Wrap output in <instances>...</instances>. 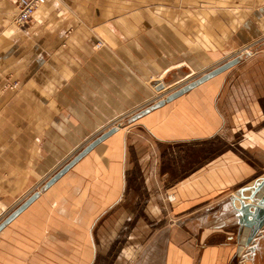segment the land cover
<instances>
[{
  "label": "crops",
  "instance_id": "0c3cea01",
  "mask_svg": "<svg viewBox=\"0 0 264 264\" xmlns=\"http://www.w3.org/2000/svg\"><path fill=\"white\" fill-rule=\"evenodd\" d=\"M15 16L13 0H0V214L20 187L125 123L0 230V264L90 263L92 228L124 196L137 131L156 146L222 144L168 186L172 262L183 246L188 263L222 262L223 245L213 255L207 239L230 231L236 212L245 216L264 177V154L244 158L264 135V45L240 53L264 35V0H46L29 21ZM233 57L231 67L128 121Z\"/></svg>",
  "mask_w": 264,
  "mask_h": 264
},
{
  "label": "rangeland",
  "instance_id": "374dc122",
  "mask_svg": "<svg viewBox=\"0 0 264 264\" xmlns=\"http://www.w3.org/2000/svg\"><path fill=\"white\" fill-rule=\"evenodd\" d=\"M263 36L259 37L261 38L259 43H256V40L253 41L243 47L240 53L246 57L253 56L254 49L264 45ZM103 43L99 40V44L95 43V45L102 46ZM245 50L251 55L245 54ZM124 123V119H121L111 124H120V127H123ZM86 144L84 143L79 149L69 154L48 175L45 173L32 183H26L20 187L21 189L16 193H19L20 197L7 205V208L0 214V221L30 194L35 191L43 192L41 188L45 181ZM128 144L125 193L115 209L101 215L92 228L95 255L88 264H198L197 258L194 263L187 262V246L182 247L181 251L184 253L179 257L178 262H172L170 229L173 201L168 186L172 180L177 178L178 169L180 176L195 170L202 160L218 154L222 144L219 141H206L195 144L174 143L156 146V143L150 141L141 131L133 134ZM152 145L155 153L149 149ZM258 145L256 150L244 153V158L248 162L256 163L258 156L264 154V135L260 137ZM163 170L168 172L165 178L160 175ZM254 202L255 200L249 199L250 204L244 206L245 216L236 212V223L230 226V231L224 234L211 233V237L207 239L213 255H217L215 251L217 243L223 245V261L218 264H249L252 257L256 259L257 264H264V222L258 233L253 238L249 237L255 212L252 204ZM245 229L248 231L244 237ZM180 239L186 240V233H181ZM211 253L208 259H213Z\"/></svg>",
  "mask_w": 264,
  "mask_h": 264
},
{
  "label": "water",
  "instance_id": "95a60500",
  "mask_svg": "<svg viewBox=\"0 0 264 264\" xmlns=\"http://www.w3.org/2000/svg\"><path fill=\"white\" fill-rule=\"evenodd\" d=\"M238 61L237 57H233L227 61H224L215 67L209 69L208 71L202 73L198 77L184 83L180 87L174 89L173 91L167 93L164 97L158 99L151 105H148L144 109L132 115L128 121H134L139 116L147 113L153 108L163 105L165 102H169L175 97L183 94L188 89L194 87L197 84L217 75L218 73L231 67ZM163 88L161 82L155 85L156 90ZM120 127V124L114 125L105 131H102L99 135L91 139L84 147H82L76 154H74L69 161L62 165L57 171H55L42 186V190L47 189L51 184H53L59 177H61L70 167H72L80 158H82L86 153H88L95 145L105 139L107 136L115 132ZM40 191H35L30 194L24 201H22L14 210H12L4 219L0 221V230L8 224L14 217H16L21 211H23L38 195ZM250 200H255L253 204L255 212L253 214L252 225L249 231V237L253 238L259 231L261 224L264 222V177L253 186L252 192L248 196Z\"/></svg>",
  "mask_w": 264,
  "mask_h": 264
},
{
  "label": "built area",
  "instance_id": "2783aa9c",
  "mask_svg": "<svg viewBox=\"0 0 264 264\" xmlns=\"http://www.w3.org/2000/svg\"><path fill=\"white\" fill-rule=\"evenodd\" d=\"M46 0H13L16 10L15 22L21 24L31 19L36 9L45 4ZM97 45L99 41L96 42ZM245 54L251 55V53L245 50ZM16 82H13L11 86H16Z\"/></svg>",
  "mask_w": 264,
  "mask_h": 264
},
{
  "label": "bare ground",
  "instance_id": "6f19581e",
  "mask_svg": "<svg viewBox=\"0 0 264 264\" xmlns=\"http://www.w3.org/2000/svg\"><path fill=\"white\" fill-rule=\"evenodd\" d=\"M248 228V227H247ZM248 230L247 229H245V233H244V237H245V235H246V232H247ZM244 241V240H243Z\"/></svg>",
  "mask_w": 264,
  "mask_h": 264
}]
</instances>
